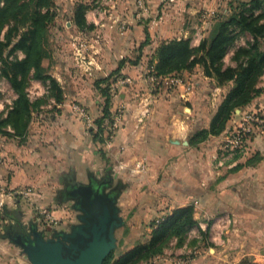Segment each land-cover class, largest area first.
Wrapping results in <instances>:
<instances>
[{
	"label": "crops",
	"instance_id": "obj_1",
	"mask_svg": "<svg viewBox=\"0 0 264 264\" xmlns=\"http://www.w3.org/2000/svg\"><path fill=\"white\" fill-rule=\"evenodd\" d=\"M77 1L80 0H58L51 57L43 61L64 91V103L49 106L50 110L56 108L57 113L41 107L34 114L22 144L4 141L8 143L0 155V166L10 172L7 180L10 191L32 189L35 194L31 197L44 205L51 201L52 191L60 187V181L68 178L73 181L74 166L80 162L87 165L94 149L102 145L92 147L89 135L71 116V97H78L76 100L91 113L96 114L97 110L100 115L105 104V97L99 92L105 87L103 81L109 79L111 83V76L125 61L116 76L125 75L130 83L118 99H112V109H123L122 128L103 145V150L107 162L113 164L108 166L120 175L119 182L129 181L132 201L139 213L150 208L143 220L152 218L151 208L163 207L171 201L166 205V213L174 205L178 208L191 203L199 205L209 193V217L233 214L236 220L245 218V260L264 264V136L257 135L251 140L243 154L245 158L239 156L233 165L220 166L226 132L243 116L236 111L239 115L231 119L221 136L192 145L196 133L210 128L226 94L224 87L207 78L201 67L154 82L148 79L147 64L164 40L166 28L158 22L146 25L136 14L159 12L164 0H118L93 5L85 13L89 29L83 30L74 22ZM147 33L150 42L141 50ZM137 61L136 66L130 64ZM175 80L179 84H174ZM188 84L193 86L190 93L185 92ZM258 88L263 93L246 111L256 110L264 115V76ZM166 190L172 193L168 195ZM160 195L168 196L169 200L158 205ZM176 197L179 203L174 204ZM11 200L0 193V201L9 205ZM226 200L232 202L225 203ZM239 206H245V210H236ZM198 215L195 214L196 219ZM194 250L199 256L191 264L207 262L203 258L207 252L212 255L208 261L220 260L223 254L222 264L238 263L233 262L232 252L228 255L229 249Z\"/></svg>",
	"mask_w": 264,
	"mask_h": 264
},
{
	"label": "rangeland",
	"instance_id": "obj_2",
	"mask_svg": "<svg viewBox=\"0 0 264 264\" xmlns=\"http://www.w3.org/2000/svg\"><path fill=\"white\" fill-rule=\"evenodd\" d=\"M24 1L28 0H20L21 3ZM90 1L91 2L88 3H86L85 0L77 1L75 9L79 5H83L90 9L93 5H107L108 2H116L118 0H107V2L104 3L103 0ZM52 2V6L49 10H43V13L49 11L50 16H52V19L48 24L47 36L43 45L48 53H50V57L52 52V32H54V26L57 22L56 8L59 3L58 0H52ZM138 2H140V0H138ZM249 2L250 0H164L159 12H154L152 15H143L138 11L136 15L140 16V21L144 22L146 25L150 22H158L165 25V37L161 43L181 39L189 40L191 46L196 49L200 46L201 42L209 36L212 27L218 20L228 19L233 14H237L243 9L245 10V3ZM140 4L142 6H140ZM140 4L139 7L142 8L144 2L141 1ZM2 7H4V0H0V8ZM248 8H250V5ZM263 11L264 3L263 7L260 10H254V13L256 16H259L262 15ZM9 21L12 20L9 19ZM12 26H14V22L7 23L1 37L4 42H6L9 33H11V39L14 44L19 38L18 35L24 30L21 28L20 33L18 34L12 31ZM232 30L235 40L229 48L224 64L226 67L236 68L237 65L233 61L235 53L241 48H246L249 43L253 42V38L249 33L241 31L238 27H233ZM11 49L12 47L5 51L3 58L5 61L15 62L16 60L25 59L26 54L22 50L12 51ZM133 63L134 62L130 64L133 65ZM147 65H149V67L147 66L148 69H146L145 72L148 75L150 70L153 72L154 65L151 66L150 62ZM5 66L6 65L3 62L0 63V118L2 120L8 117L9 113L13 110L14 103L18 99V95L14 91L10 80L11 76L5 74ZM118 77L127 78L125 75L116 76L112 79V82L109 83L110 86L115 84L114 81H116ZM259 85L260 83L258 84V87ZM107 87L108 84H105V87L101 89H106ZM230 88L231 85L229 84L224 86L225 94L230 91ZM122 90L123 89L117 90L114 93H112L111 88L109 90L111 116L103 123V127L106 129L104 137L108 142L111 141L117 131L122 128L123 118L120 115L122 114L123 109H112L114 107L112 99H118ZM26 92L30 102L37 105V108L32 112V119L34 114L37 113L41 107H44V109L46 108L47 111L57 113L58 111L56 108L53 109L54 106L58 107V105L63 104L65 101V95H63L64 101L62 103L56 101L52 96L54 94L51 92L49 82L44 83L33 79L31 76L26 80ZM99 92L102 94L100 90ZM77 98L78 97H71L72 100H70L71 103L69 106L71 116L83 127L84 134L89 135L90 141H93L91 143L92 147H97L98 145L94 142V136L90 133V130L95 132L98 131L96 121L104 117L105 104L102 106L100 115H98L97 110L96 114H93L82 103L78 102L76 100ZM104 102H106V98H104ZM49 106H52L53 108L50 110ZM249 106L242 111H238L242 112L243 116L249 112H258L256 110L246 111ZM237 115L239 114L236 112V115H233V117L235 118ZM116 120H120V126L118 129L114 126ZM6 130L11 136L14 135V132L10 127H7ZM10 140L20 141V144L24 142L22 138L0 135V155L5 150V146ZM4 141L8 142L4 143ZM100 147L101 148L94 149L93 155L91 154L92 157L89 159L87 165L80 162L74 166L73 181H70L69 178L66 181H60V187L58 186L59 188L56 187V189L52 191L51 197L53 198L49 203L44 205H40L38 203L39 201L36 200V197H31V195L35 194L32 189H23L18 192L10 191L11 189L7 183V180L10 177V172L8 169H4L3 171V167L0 166V193L5 194V197L12 198L9 205L0 201V249H10L8 251L0 250V264H31L22 248L13 243V240H15L20 234L30 235V237L33 238V231H37L42 234L45 240H51L56 239L62 233H71L74 227L82 224L81 217L83 214L76 208L78 200L70 199L69 196H67V199L64 198V193L70 189L72 183L74 189L81 185L86 186L93 183L95 187H105L106 193L115 192L117 194L116 207L118 208L119 216L123 220V225L115 231L116 242L115 249L112 252L115 260L136 247L146 244L151 239L153 231L158 224L171 215L175 210L180 209L178 208V205H174L172 211L165 213V210H168L166 205H169L170 201L163 207L151 208L153 210L151 211L153 215L152 218H146L147 220H143L146 215L145 212L150 208H145L139 213L138 208L132 201L133 191H131L129 181L119 182L118 179L120 178V175L114 172L113 167L108 166L113 164L107 162L108 158L104 155L103 145ZM239 156L245 158V155L237 154L233 158H229L228 161L224 163V166L233 165L234 162L240 158ZM109 167L111 168L109 169ZM171 193L172 192L166 190V194L169 195ZM208 195L209 193L205 195L204 201H202L203 204L202 202H199V205H197V203H191L188 205L194 208V219L197 224L193 226L182 239L173 238L165 248L163 255L150 262H144L143 264H154L155 262L161 263V261H169L173 264H191L194 259L199 256L194 249H229L227 253L228 255L230 252L233 253L232 258L234 263L238 262L236 264H245V218L242 220H236L237 218L233 214H225L223 216L218 215L210 218L208 209L210 208V205L208 204L210 200ZM151 199H153V197H151ZM168 200V196L161 197L160 195L157 203L158 205H162L163 202ZM178 200L179 197H176V200H174L175 202L173 201L174 204L179 203ZM224 202L227 203L232 201L226 200ZM216 207L213 206L212 208ZM240 208L241 206L236 210H239ZM241 209L245 210V206ZM60 212L61 215H59ZM162 213H164V215ZM196 213L199 214L197 219L195 218ZM203 256V258H207V262L203 264H222L224 258L222 254L220 260L214 258L213 261H208L212 255H209L207 252V254Z\"/></svg>",
	"mask_w": 264,
	"mask_h": 264
},
{
	"label": "trees",
	"instance_id": "obj_3",
	"mask_svg": "<svg viewBox=\"0 0 264 264\" xmlns=\"http://www.w3.org/2000/svg\"><path fill=\"white\" fill-rule=\"evenodd\" d=\"M52 0H28L23 3L20 0H4V7L0 8V63L6 66L5 74L11 76L10 80L18 99L14 103L13 110L4 120L0 118V135L15 138H24L32 121V112L37 105L31 103L26 92V80L32 77L44 83L49 82L52 95L58 103L64 101L63 91L58 82L52 78L48 70L43 66V61L49 59L50 53L43 47L47 36L48 24L52 19L49 11L43 13L44 9H50ZM263 0H250L245 3L243 9L233 14L228 19L218 20L207 38L198 48H193L189 40H173L159 45L150 65L153 66V75L157 78L171 74H181L186 71H193L201 67L205 76L216 82L217 86L224 87L231 85L230 91L226 94L208 130L204 129L196 133L192 139V145L196 146L210 137L221 136L236 111L243 110L249 106L262 93L263 89L258 88L261 78L264 76V11L262 15L256 16L254 10L263 7ZM250 5V8L248 6ZM244 8V7H243ZM89 8L79 5L75 9L74 22L80 29H89L86 25L85 13ZM11 19L12 21H9ZM14 22L13 32L20 33L16 43L13 44L9 33L7 41L2 39V32L7 23ZM233 27L249 33L253 42L246 48H241L233 58L236 68L226 67L225 57L229 48L235 40ZM142 44L141 50L145 48L150 40ZM12 47V51L22 50L26 57L15 62L5 61V51ZM139 61V60H138ZM134 62L133 65H137ZM125 66L121 62L118 70L113 73L110 79L118 75ZM108 84L106 89H101L106 98L104 117L96 121L98 131H91L94 142L104 145L107 143L104 135L106 129L103 123L111 116L110 113V84L109 79L103 81ZM101 81L102 84L103 83ZM10 127L14 135L11 136L6 128ZM197 224L194 219V208L188 206L175 210L166 219L161 221L154 229L151 239L144 245H140L129 251L119 259L115 260L111 254L104 264H143L150 262L164 254L165 248L173 238L182 239L186 233ZM204 234V233H203ZM245 264H254L245 260Z\"/></svg>",
	"mask_w": 264,
	"mask_h": 264
},
{
	"label": "water",
	"instance_id": "obj_4",
	"mask_svg": "<svg viewBox=\"0 0 264 264\" xmlns=\"http://www.w3.org/2000/svg\"><path fill=\"white\" fill-rule=\"evenodd\" d=\"M72 199L83 214L71 233L45 240L41 233L20 234L13 243L31 264H104L115 249V231L123 225L116 207L117 194L93 183L73 189Z\"/></svg>",
	"mask_w": 264,
	"mask_h": 264
},
{
	"label": "built area",
	"instance_id": "obj_5",
	"mask_svg": "<svg viewBox=\"0 0 264 264\" xmlns=\"http://www.w3.org/2000/svg\"><path fill=\"white\" fill-rule=\"evenodd\" d=\"M148 75V79L150 81H157L158 78L153 75L151 70ZM114 82L115 84L111 86L112 93L117 90L124 89L130 83L127 78L123 77H118V79ZM174 84H179V82L175 80ZM192 90L193 86L191 84L186 85L185 92L190 93ZM114 126L118 129L120 126V120H116V122H114ZM257 135L264 136V115L259 112L246 113L239 121L235 122L234 125L227 130L223 153L219 165L223 166L229 158H233L237 154H245L249 143Z\"/></svg>",
	"mask_w": 264,
	"mask_h": 264
},
{
	"label": "flooded vegetation",
	"instance_id": "obj_6",
	"mask_svg": "<svg viewBox=\"0 0 264 264\" xmlns=\"http://www.w3.org/2000/svg\"><path fill=\"white\" fill-rule=\"evenodd\" d=\"M73 187L72 188H70L68 191H66V193H64L65 195H64V198L65 199H67V196H69L70 197V199H72V197H71V193H73Z\"/></svg>",
	"mask_w": 264,
	"mask_h": 264
}]
</instances>
